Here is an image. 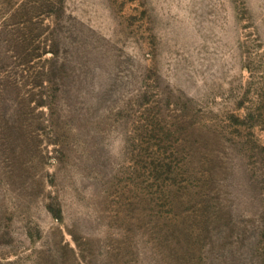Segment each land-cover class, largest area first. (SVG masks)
Returning a JSON list of instances; mask_svg holds the SVG:
<instances>
[{
  "label": "rangeland",
  "instance_id": "1",
  "mask_svg": "<svg viewBox=\"0 0 264 264\" xmlns=\"http://www.w3.org/2000/svg\"><path fill=\"white\" fill-rule=\"evenodd\" d=\"M0 264H264V0H0Z\"/></svg>",
  "mask_w": 264,
  "mask_h": 264
}]
</instances>
